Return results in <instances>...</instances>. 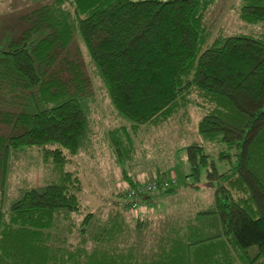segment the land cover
Returning a JSON list of instances; mask_svg holds the SVG:
<instances>
[{"label": "trees", "instance_id": "16d2710c", "mask_svg": "<svg viewBox=\"0 0 264 264\" xmlns=\"http://www.w3.org/2000/svg\"><path fill=\"white\" fill-rule=\"evenodd\" d=\"M215 1L50 0L24 15L29 24L0 50V124L10 128L0 134V264H264V0L236 5L259 29L234 34L207 24ZM75 34L116 112L106 136L127 178L126 166L141 164L137 135L197 114L200 140L170 158L186 150L198 187L205 168L215 183L208 207L150 224L113 204L85 207L68 165L97 130L92 76L69 55ZM208 143L231 165L218 169ZM33 147L50 177L12 189L10 171ZM162 177L159 192L177 191Z\"/></svg>", "mask_w": 264, "mask_h": 264}, {"label": "rangeland", "instance_id": "374dc122", "mask_svg": "<svg viewBox=\"0 0 264 264\" xmlns=\"http://www.w3.org/2000/svg\"><path fill=\"white\" fill-rule=\"evenodd\" d=\"M49 1L0 0V50L20 35L29 24L24 15ZM240 2L241 0L215 1L206 17V22L213 34L218 31L234 34L259 29V26L248 25L240 20L235 12V7ZM39 35L34 36L39 37ZM69 55L82 62L86 72L92 76L93 92L91 98H93L94 108L91 117H93L97 132L92 138V145L89 150H82L68 165L70 169L76 170L83 180L84 190L80 193V197L85 207L88 210L104 207L110 210L113 208L111 207L113 204L115 205L114 209L120 207L125 217L132 224H135V220L138 218L148 219L149 224L151 222L159 223V221L169 218L167 215H171L175 211L177 214L186 215L197 205H201L200 207L203 208L208 207L212 201L209 194L212 191L210 190L211 187L203 186L205 182L210 181L205 178V168L202 169V181L198 187L194 185L195 178L191 175L192 168L186 150H181L178 156L175 152L174 156L170 158L173 154L172 147L177 149L179 146L182 147L200 140V136L193 129V122L190 123L191 119H197V114L194 112L190 121L187 120L184 124L176 120L159 128L154 127L149 132L143 130L140 135H137L135 144L141 164L132 169L129 166L126 168L124 166L125 172L130 176L127 178L125 173L121 172V167L115 164L111 154L113 150L106 136L110 127L116 125L114 118L116 112L111 105L105 85L96 75L88 51L78 34H75L69 47ZM9 129L8 126L0 124V134L6 135ZM215 146L209 143L205 144L206 149L211 154L210 159L215 162L218 169L223 170L231 163L225 164L219 159L216 153L218 146ZM40 153L37 147H33L23 154V158L18 162L19 170L14 174L13 171H10L9 174L12 189L18 188L20 185L38 184L50 177L49 170L45 169L41 163ZM169 161L171 163H168ZM1 165L0 159V177L2 176ZM159 172L162 173L159 174ZM164 174H168L167 177H175L174 185L178 188L177 191L166 193L157 191L148 204H143L141 201L138 208L125 206L123 197H125V191L128 189L131 179L144 184L145 182L156 181L162 175L164 176L162 178L167 179ZM204 187L208 190H205ZM117 201H120L119 206L116 204ZM109 202L111 203L108 204ZM250 253L252 256L255 255L257 246L251 247Z\"/></svg>", "mask_w": 264, "mask_h": 264}, {"label": "built area", "instance_id": "2783aa9c", "mask_svg": "<svg viewBox=\"0 0 264 264\" xmlns=\"http://www.w3.org/2000/svg\"><path fill=\"white\" fill-rule=\"evenodd\" d=\"M175 183V177H170L165 180L163 185L166 187L172 186ZM159 183L157 181L149 182L147 185H139L136 188H129L127 192H125V196L128 198H132V207H137L139 205L138 197L147 192H155L160 189ZM135 199V200H134Z\"/></svg>", "mask_w": 264, "mask_h": 264}, {"label": "water", "instance_id": "95a60500", "mask_svg": "<svg viewBox=\"0 0 264 264\" xmlns=\"http://www.w3.org/2000/svg\"><path fill=\"white\" fill-rule=\"evenodd\" d=\"M214 185H215V183H214V182H210V181L205 182V183L203 184V186H209V187H212V186H214Z\"/></svg>", "mask_w": 264, "mask_h": 264}, {"label": "crops", "instance_id": "0c3cea01", "mask_svg": "<svg viewBox=\"0 0 264 264\" xmlns=\"http://www.w3.org/2000/svg\"><path fill=\"white\" fill-rule=\"evenodd\" d=\"M173 174H174V173H173ZM164 175H165V177H166V178H170V177H167V176H168V174H164ZM166 175H167V176H166ZM163 177H164V176H163ZM157 179H158V178H157Z\"/></svg>", "mask_w": 264, "mask_h": 264}]
</instances>
